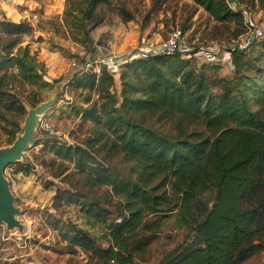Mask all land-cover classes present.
Here are the masks:
<instances>
[{
  "label": "trees",
  "instance_id": "16d2710c",
  "mask_svg": "<svg viewBox=\"0 0 264 264\" xmlns=\"http://www.w3.org/2000/svg\"><path fill=\"white\" fill-rule=\"evenodd\" d=\"M106 1L78 3L87 45L105 20ZM192 1L232 32L230 40L248 30L247 6L264 8V0ZM120 11L125 22L134 19L126 8ZM29 32L27 23L0 20V129L6 136L0 146L13 145L29 113L14 84H44L43 68L20 46ZM260 41V50L254 39L208 50L212 58L230 53V78H215L217 64L185 58L195 56L192 47L129 60L119 94L107 66L99 75L75 76L76 90L98 96L78 112L94 126L77 146L45 141L52 157L43 164L68 186L57 191L54 208L77 207L87 223L52 224L68 255L81 251L92 264H144L151 241L171 218L183 236L159 264H244L264 253V32ZM23 167L32 174L33 167Z\"/></svg>",
  "mask_w": 264,
  "mask_h": 264
},
{
  "label": "rangeland",
  "instance_id": "374dc122",
  "mask_svg": "<svg viewBox=\"0 0 264 264\" xmlns=\"http://www.w3.org/2000/svg\"><path fill=\"white\" fill-rule=\"evenodd\" d=\"M80 1L0 0V20L5 17L11 22L31 26V32L23 37L20 46L28 48L36 57L38 67L44 70V84L35 86L19 80L13 86L28 112L39 106L46 107L44 114L38 117V126L34 130V137L40 143L57 140L77 146L89 136L94 125L84 123L78 112L83 113L99 99L94 92L74 88L73 79L78 74L99 75L103 66H107L116 80L114 92L119 94L120 76L125 64L134 58H145L150 51H163L164 45L175 33H181L192 47V52L196 53L194 57L187 55L185 58H193L192 61L199 66L210 63L220 66L215 78H230L233 66L229 52L212 58L208 54L210 50L238 42L248 44L253 39L254 48L261 49L264 8L258 4L247 6L248 9L240 6L241 10H248L244 12L249 28L244 36L230 40L232 32L213 22L192 0H107L102 9L105 20L90 33L93 44L87 45L83 42L84 32L79 27ZM121 7L134 17L132 21H124ZM96 12L101 13L99 9ZM18 13L25 18L19 17ZM94 48L97 53L92 52ZM194 48H205V52ZM18 51L19 48H16L14 55ZM91 56H94L93 60H90ZM36 101L39 104L33 107ZM87 101L89 104H86ZM45 125L53 130L54 135ZM22 133L23 130L18 137ZM0 137L2 141L6 139L1 129ZM4 145L2 143L0 148L7 147ZM45 146V143L29 145L25 158H20L5 171L15 198L14 207L20 211L16 218L23 224L24 230L20 232L18 228L8 229L6 224H0V264H92L89 255L81 251L68 255L63 235L59 230L52 229L56 220L63 223L72 220L83 226L87 223L77 207L54 208L57 191L66 190L68 186L53 179L49 169L44 167V162L52 157ZM23 166L33 167L32 174L26 176ZM48 182H54V185L47 188ZM94 233L98 234L97 230ZM182 236L183 231L178 230L174 218L167 220L162 231L151 241L143 257L144 264H159ZM244 264H264V253Z\"/></svg>",
  "mask_w": 264,
  "mask_h": 264
},
{
  "label": "water",
  "instance_id": "95a60500",
  "mask_svg": "<svg viewBox=\"0 0 264 264\" xmlns=\"http://www.w3.org/2000/svg\"><path fill=\"white\" fill-rule=\"evenodd\" d=\"M45 111V106H39L29 111L22 135L17 137L13 145L0 148V224H6L8 229L18 228L20 232H23L24 226L16 218L20 211L14 207L15 198L10 183L5 178V171L20 158H25V151L29 145L37 143L34 130L38 126V117ZM137 264L141 263L137 262Z\"/></svg>",
  "mask_w": 264,
  "mask_h": 264
},
{
  "label": "built area",
  "instance_id": "2783aa9c",
  "mask_svg": "<svg viewBox=\"0 0 264 264\" xmlns=\"http://www.w3.org/2000/svg\"><path fill=\"white\" fill-rule=\"evenodd\" d=\"M190 47H191L190 44L184 40L181 33L180 34L175 33L171 36L169 41L164 45L163 49L168 50V51H174V50L188 51ZM225 52H228V51H225ZM45 127L49 130V132L52 135H54L53 130H51L48 125H45Z\"/></svg>",
  "mask_w": 264,
  "mask_h": 264
},
{
  "label": "crops",
  "instance_id": "0c3cea01",
  "mask_svg": "<svg viewBox=\"0 0 264 264\" xmlns=\"http://www.w3.org/2000/svg\"><path fill=\"white\" fill-rule=\"evenodd\" d=\"M7 15H8V14H7ZM22 15H23V14H22ZM22 15H21L20 13H18V16H19V17H24V16H22ZM24 18H25V17H24Z\"/></svg>",
  "mask_w": 264,
  "mask_h": 264
}]
</instances>
